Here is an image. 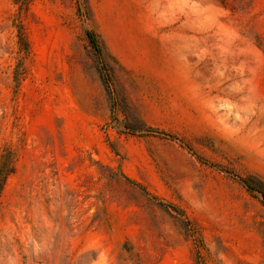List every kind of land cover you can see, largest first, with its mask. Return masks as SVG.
<instances>
[{
  "label": "rangeland",
  "instance_id": "obj_1",
  "mask_svg": "<svg viewBox=\"0 0 264 264\" xmlns=\"http://www.w3.org/2000/svg\"><path fill=\"white\" fill-rule=\"evenodd\" d=\"M0 264H264V0H0Z\"/></svg>",
  "mask_w": 264,
  "mask_h": 264
}]
</instances>
